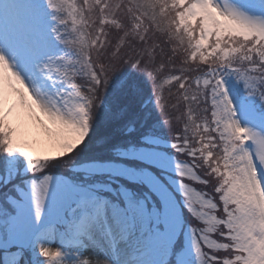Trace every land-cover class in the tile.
I'll list each match as a JSON object with an SVG mask.
<instances>
[{"label":"snow or ice","instance_id":"1","mask_svg":"<svg viewBox=\"0 0 264 264\" xmlns=\"http://www.w3.org/2000/svg\"><path fill=\"white\" fill-rule=\"evenodd\" d=\"M0 264H264V0H0Z\"/></svg>","mask_w":264,"mask_h":264}]
</instances>
